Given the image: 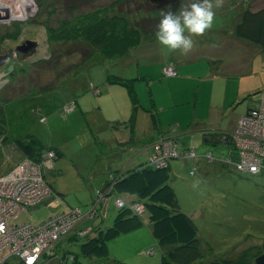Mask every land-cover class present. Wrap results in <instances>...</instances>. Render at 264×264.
Masks as SVG:
<instances>
[{
  "label": "rangeland",
  "instance_id": "374dc122",
  "mask_svg": "<svg viewBox=\"0 0 264 264\" xmlns=\"http://www.w3.org/2000/svg\"><path fill=\"white\" fill-rule=\"evenodd\" d=\"M114 1L27 0L29 5L25 6L23 16H17L15 6H9L16 11L11 10L6 17L0 12V54L24 39L38 42L37 52L30 61L10 59L0 68V176L9 174L25 158L13 143L24 135L33 134L44 145L57 147L62 153L55 161L52 160L54 154L47 158L53 150L43 153L44 162L53 163L52 169L50 165L44 168L43 163L40 166L53 186L54 194L45 197L37 206L20 212L14 220L17 224H38L50 215L70 208H79L85 215L92 208L104 207L108 198H102L105 189L101 188L109 180V173L134 168L152 152L151 147L140 152L141 147L149 146L147 142L139 143L140 146L131 150L121 149L126 145L125 128L128 131L134 129L136 118L131 126L123 125L125 128L110 122L111 117L127 118L126 121L130 118L132 105L126 88L111 85L108 87L110 93L104 94L105 85L102 93H94L101 92L99 85L105 81L107 74L119 70L121 61L94 53V46L85 40L51 42L45 32V26L61 30V19L72 17L74 13L68 7L76 2L79 3L78 13H89ZM173 1L169 7L166 6L167 12H173L178 7L177 14L195 2ZM122 2L106 11H110L109 14H128L133 26L136 21L143 23L149 20L140 38L154 37L156 31H151L154 28L153 19L165 13L157 7H162L166 1ZM49 4L54 7L51 14H48L51 9ZM261 6H264V0H223V6L215 9L212 27L223 29L230 35L240 12ZM66 25L71 26L70 23ZM15 26H21L18 36L6 37L8 32L15 30ZM221 37L219 32L194 37L198 43L194 44L197 47L195 52L190 55L173 52V56L178 55L177 60L185 61L181 62L182 70L178 68L179 75L172 63H165L163 75H159L162 85L150 81L153 91L150 93L157 102L156 111L161 126L174 137L180 149H193L196 153L195 157L186 159L172 158L168 164L169 182L180 208L197 228L201 258L194 264L233 260L245 252L244 260L253 262L257 255L264 252V172L248 174L217 159L209 161L208 152L216 158L226 155L229 144L205 142L202 134L207 129L233 133L240 116L260 100V90L264 88V48L238 37L235 43L218 44ZM203 38L215 42L214 47L200 50ZM153 42L146 45L148 42L145 41L130 54L140 55L145 62L172 57V52L166 55L156 39ZM217 54L226 59L224 73L228 76L227 80L212 78L208 73V64L212 63L208 57ZM89 55L90 58H86ZM167 68L172 72L166 71ZM146 69L144 72L150 77L151 74L156 75V69ZM167 80L172 81L167 83ZM135 83L140 103L148 108L151 103L148 82L143 79ZM69 107L70 111H67ZM142 115L140 113L141 121L145 118ZM193 167L194 174H191ZM96 190L103 194L98 196ZM123 197L127 198L126 195ZM108 213L104 227L111 225L116 214L112 202ZM143 218L146 223L140 231L142 240L134 239L135 233L122 234L108 242L109 255L106 258L79 254L81 239L72 242L67 240L68 236L61 245L77 253L75 264H161L163 248L153 237L147 215L144 214ZM88 220L91 224L93 219ZM89 230L91 232L92 227ZM150 249L155 250L153 255L146 254ZM66 254L62 264H73V253Z\"/></svg>",
  "mask_w": 264,
  "mask_h": 264
},
{
  "label": "trees",
  "instance_id": "16d2710c",
  "mask_svg": "<svg viewBox=\"0 0 264 264\" xmlns=\"http://www.w3.org/2000/svg\"><path fill=\"white\" fill-rule=\"evenodd\" d=\"M122 1L125 2L126 0H116L111 4L109 3L108 6L106 5L101 8L102 10L98 8L96 12L89 13H78L76 10L79 8V3L77 2L70 5L68 9H72L70 12L74 14L69 20H66V17L61 19L63 23L61 30L55 31V28L52 26H45L48 40L51 42L59 40H85V42L94 46V53L108 59H119L127 55L133 47L137 46L142 41L140 35L145 33L143 28L147 27L150 22H147L149 20L143 23L136 21V24L133 26L128 19V14H121L120 12H118V14H109L110 11H106V9L110 10L115 5H119ZM165 1V5L162 7L159 6L157 9L160 8L159 10H164L165 13H167V7H169L170 2L174 1ZM49 6L51 9L48 14H51L53 13L54 7L52 4H49ZM177 9L178 7L173 13H176ZM161 17L162 15L159 18L153 19L154 28L158 25ZM67 23H70L71 26L66 25ZM20 27L21 26L16 27L13 32H8L5 36L16 38L19 34ZM154 28L151 30L152 32L157 30V28ZM234 34L240 39L252 42L264 48V6L257 9H244L234 27ZM90 56L91 55L86 58H90ZM106 81L109 83L115 82L126 87L132 105L131 116L128 120V123L131 125L134 123L135 114L139 107L132 79H122L115 75L108 74L106 76ZM154 125L162 130L161 126H158L157 123H154ZM130 131L134 132V129ZM231 134L224 136L213 135L209 138L208 142L215 144L221 142L226 145L231 144ZM132 135L134 134L131 133V138ZM13 143L23 156L39 164H42L45 160L43 155L44 152L53 150V161L57 160L58 156L60 157L62 155L57 147L44 145L33 134H27L21 138H16ZM146 160L139 163L134 168L109 174V180L101 188L106 189L108 186H111V191L106 195V199L108 198L109 204L112 202L115 207L114 200L116 198H121L125 205L116 209V214L114 215L111 225L107 227H95L93 224H88L89 221H87L83 228L92 227L91 232L89 230V232L82 236L72 234L67 238L68 241L72 242L81 239L78 245L79 254L89 257H108V242L122 234L141 228L146 223L143 218L144 214H146L147 222L151 226L153 237L160 247L163 248L161 264H194L201 258L199 241L197 239V228L192 223L190 217L181 210L176 194L169 182L170 165L162 168L153 167L146 165ZM52 168L53 163H51V169ZM43 174L52 192H54L55 190L47 180L44 171ZM99 192L101 193V191ZM123 195H126L127 198L125 199ZM129 197L131 200H128ZM133 204H140L143 207V212L141 214L136 213L132 208ZM100 208L104 209V207L100 205L96 207L94 211L98 213V210H101ZM57 249L62 251V254L65 255H67V252L73 253L72 263L75 264L77 262L76 252L68 248ZM154 253L155 250L153 249L152 254H146L153 255ZM245 256L246 252L233 260H214L198 264H255L254 260L253 262H249L248 260L245 261ZM49 262L51 263L53 261L49 260ZM11 263L10 261L6 262V264ZM17 264H20V262ZM41 264H45V262Z\"/></svg>",
  "mask_w": 264,
  "mask_h": 264
},
{
  "label": "built area",
  "instance_id": "2783aa9c",
  "mask_svg": "<svg viewBox=\"0 0 264 264\" xmlns=\"http://www.w3.org/2000/svg\"><path fill=\"white\" fill-rule=\"evenodd\" d=\"M166 71L171 69L167 68ZM260 92V100L240 116L237 127L231 134L232 141L227 147V154L216 158L208 152L206 156L209 161L217 159L243 173L264 172V88ZM67 111H70V107ZM150 147L152 152L147 157L146 165L158 168L168 166L172 158L186 159L196 156L193 149H180L177 141L170 136L158 137ZM53 154L54 152L48 154L47 158L50 159ZM43 164L44 168L50 165L46 162ZM194 169L195 167L190 171L191 174H194ZM110 191L111 186H108L104 194L99 191L96 194H103V198ZM52 194L40 164L29 158H23L9 174L0 176V264L8 261L11 264H41L49 260L62 264L64 254L57 248H63V239L72 234L82 236L89 232L90 227L83 228L82 225L90 221L88 219L96 217V207L88 210L85 215L77 208H70L52 214L38 224L14 222L24 209L37 206ZM114 205L121 208L125 204L121 198H116ZM132 208L138 214L143 212L140 204H133ZM147 253L152 254L153 249Z\"/></svg>",
  "mask_w": 264,
  "mask_h": 264
},
{
  "label": "crops",
  "instance_id": "0c3cea01",
  "mask_svg": "<svg viewBox=\"0 0 264 264\" xmlns=\"http://www.w3.org/2000/svg\"><path fill=\"white\" fill-rule=\"evenodd\" d=\"M240 13H242V12H240ZM240 15L237 18V22H238V20L240 18ZM237 22H236V24H237ZM235 25L233 23V25H232L233 27L231 29L230 35L227 34L226 31L223 30V29H214L213 27H211V29H209L206 32V34L219 32L220 35L222 36L221 37L222 40L218 44L227 43V42L235 43L236 42L235 40H236V37H237L234 34ZM155 39H156L155 35H154V37H151V38L149 37V38L143 39L137 46L133 47L127 53V55L119 58V60L122 63V66L119 68V70L116 73H114V74L109 73V74L115 75L117 77H120L122 79H132L135 91H136V87H135L136 83H135V81H140V80H143V79L146 80V82H148L147 86H149V96L151 98L150 99V101H151L150 106L148 108H145L140 103V97H139V95H138V93L136 91L139 107L137 108V111H136V117L135 118H136L137 122H136V125L134 123V132L128 131V129L125 128L128 125H130V123H128V121H126L127 118L119 119L118 117H111V121L110 122H115L116 124H118V126H121L119 128H125L127 130L126 131V133H127L126 145H123V147H121V149L131 150L135 146H140L139 143H143V142L144 143L145 142L149 143V146L141 147L140 152H143V151L147 150L151 146V144L158 137H160V136H170V135L167 134L166 130L161 126V120H160V117H159V115H158V113L156 111L157 102H155L154 95H153V97H151V93H150V92H153L152 88H151V85H150V81L159 83V86L162 85L163 82L161 81L159 75H163L162 74V67H164V64L165 63H172L175 66V69L177 71V75H179L178 68L181 71L182 70V66H181L182 63L181 62H185V61L177 60V58H178L177 56L178 55H174L173 56V52H172V57H169V59H167V60L163 59L162 61L158 60L157 62L150 61V60H146L147 62H145V61H143V59H142V57L140 55L139 56H135V55L130 54V52H132L133 49H135L136 47H140V45L143 44L145 41L148 42V43H145L146 45H151L150 43H154L153 40H155ZM237 41H239V40H237ZM217 42H218V39H217ZM213 43H215V42H212L211 39L209 41H207L205 38H203V41L200 42V44H201L200 50H203V49H205L207 47H209V48L214 47ZM195 44H198V43L195 41ZM196 49H197V47L194 45L193 50L190 53H188L187 55L192 54L193 52L196 51ZM210 58H213V59H210ZM191 60H194V59H191ZM208 60L212 61V63L208 64V67H207L209 69V70L207 69L208 73L211 74V77L212 78H216V79L223 78V79L227 80L228 76H225L226 74L224 73V70L226 69V61H225L226 59L223 58V57H219V55L217 54V56L208 57ZM116 62H115V64H116ZM130 68H131V70L129 71V73H127V71ZM143 68L144 69L148 68L146 70H150L151 68L156 69L157 71L154 72L156 75H152L151 74L152 77H150V75H148V73L144 72ZM141 72H143V73H141ZM154 76H157V77L153 78ZM163 77H167V76H163ZM170 81H172V80H169V81L167 80L166 82L169 83ZM105 85H107V86H105ZM111 85H120V84L115 83V82L109 83V82L106 81V78H105V81L99 85V88L101 90L100 93H102L103 86H105L104 88L106 89L105 90L106 92L104 94H109L110 92H108L109 91L108 87H112ZM120 86L124 87L123 85H120ZM126 91H127V89H126ZM211 102H212V100H211ZM75 104H77V101H75ZM140 113H143L142 116L145 117L143 119V121L139 120ZM154 123H157L158 126H161L162 130L157 128L154 125ZM155 127H156V129H155ZM204 129H205V127L202 128V131ZM131 133L134 134V135H132V138L130 137ZM202 134L204 136V141L208 142L209 138L212 137L213 135H223L224 136V135H230L231 133L228 134V132H224V131H216V130H211V129L208 130L207 129L204 132H202ZM172 138H174V137H172ZM145 140H148V141H145ZM134 157H135V155H134ZM111 174H112V172H111ZM129 199L131 200L130 197L128 198V200ZM114 208L117 209L116 207H114ZM100 209H102V208H100ZM108 210H109V201L107 203H105L104 209H102L100 211L98 210V213H97L96 217L93 218V220L91 221L92 223L90 225L93 224L95 227H98V226L104 227L105 226V221L108 219V216H109ZM82 226H84V225H82ZM143 226L141 228L137 229V230L129 232L131 234L135 233L134 237H133L134 239H138L139 241L142 240V232H140V231L143 228ZM142 245H145V243H143Z\"/></svg>",
  "mask_w": 264,
  "mask_h": 264
},
{
  "label": "clouds",
  "instance_id": "9594fccd",
  "mask_svg": "<svg viewBox=\"0 0 264 264\" xmlns=\"http://www.w3.org/2000/svg\"><path fill=\"white\" fill-rule=\"evenodd\" d=\"M222 6L223 0H195L178 14L171 11L162 14L155 37L165 54L190 53L194 48V37L204 36L211 29L215 9Z\"/></svg>",
  "mask_w": 264,
  "mask_h": 264
},
{
  "label": "water",
  "instance_id": "95a60500",
  "mask_svg": "<svg viewBox=\"0 0 264 264\" xmlns=\"http://www.w3.org/2000/svg\"><path fill=\"white\" fill-rule=\"evenodd\" d=\"M38 48L36 40L24 39L20 44L14 48H9L4 54H0V68L10 59L20 61H30L35 56ZM248 110V108H247ZM255 264H264V252L260 253L254 258Z\"/></svg>",
  "mask_w": 264,
  "mask_h": 264
},
{
  "label": "bare ground",
  "instance_id": "6f19581e",
  "mask_svg": "<svg viewBox=\"0 0 264 264\" xmlns=\"http://www.w3.org/2000/svg\"><path fill=\"white\" fill-rule=\"evenodd\" d=\"M10 5H8V3ZM29 5V3L27 2V0H0V12L2 14L3 17H6L7 15L11 14V9L9 6L11 7H17V16H23L25 14V6ZM5 8H7V10H5ZM14 12L16 11L13 10Z\"/></svg>",
  "mask_w": 264,
  "mask_h": 264
}]
</instances>
